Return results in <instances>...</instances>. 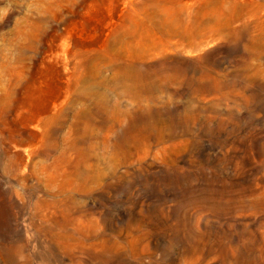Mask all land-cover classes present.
<instances>
[{"label": "rangeland", "instance_id": "1", "mask_svg": "<svg viewBox=\"0 0 264 264\" xmlns=\"http://www.w3.org/2000/svg\"><path fill=\"white\" fill-rule=\"evenodd\" d=\"M0 264H264V0H0Z\"/></svg>", "mask_w": 264, "mask_h": 264}, {"label": "bare ground", "instance_id": "2", "mask_svg": "<svg viewBox=\"0 0 264 264\" xmlns=\"http://www.w3.org/2000/svg\"><path fill=\"white\" fill-rule=\"evenodd\" d=\"M18 107L27 108L29 111V119L37 122L43 121L44 128V136L46 138H53L54 132L57 128L61 126L60 116L63 113L61 109L58 113L49 114V109L46 107H38L36 103H31L28 97H24L23 95L18 100Z\"/></svg>", "mask_w": 264, "mask_h": 264}]
</instances>
